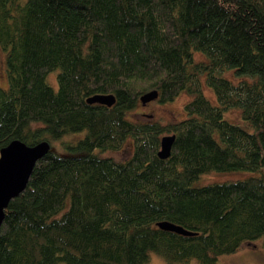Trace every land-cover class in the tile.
<instances>
[{"label":"trees","instance_id":"obj_1","mask_svg":"<svg viewBox=\"0 0 264 264\" xmlns=\"http://www.w3.org/2000/svg\"><path fill=\"white\" fill-rule=\"evenodd\" d=\"M0 62V149L48 146L3 209L0 264H149V252L217 264L258 238L264 249V0H0ZM149 92L158 103L185 92L184 116L130 117ZM108 94L110 106L86 102ZM126 140L127 159L101 154ZM236 170L248 174L193 185Z\"/></svg>","mask_w":264,"mask_h":264},{"label":"rangeland","instance_id":"obj_2","mask_svg":"<svg viewBox=\"0 0 264 264\" xmlns=\"http://www.w3.org/2000/svg\"><path fill=\"white\" fill-rule=\"evenodd\" d=\"M24 0H19V3ZM197 54V53H196ZM197 56V55H196ZM195 57V56H194ZM196 58V57H195ZM224 73H218L220 76L232 80L230 78L235 76L230 69H224ZM232 74H230V73ZM47 76L46 81L56 89L55 73ZM226 74V75H225ZM233 81V80H232ZM201 91L202 94L213 104L216 105V100L211 89H209L201 78ZM6 86L5 73L3 70L2 62H0V87ZM190 97L185 92H180L172 101L165 103H158L156 100L147 102L143 105L139 104L131 111L130 117L137 120H158L160 123H168L178 121L184 116L183 104L188 101ZM148 104V105H147ZM128 118V117H127ZM223 118L228 122L237 124L240 127H246V124L239 119L238 109H228L223 112ZM83 132L67 134L58 140H53L49 148L57 154H64L65 150L62 148L60 142L65 140L77 141L82 138ZM132 150L131 140H126L122 143L118 150L105 151L102 155L109 156L115 160H125L129 157ZM246 171H230V172H217L211 171L208 173L200 174L193 185L200 186L209 183L229 182L241 179L246 176ZM149 264H166L162 257L154 252L148 253ZM184 264H196L195 260L191 259ZM217 264H264V249L261 245V239H255L250 243L242 244L235 252L231 254H223L218 257Z\"/></svg>","mask_w":264,"mask_h":264},{"label":"water","instance_id":"obj_3","mask_svg":"<svg viewBox=\"0 0 264 264\" xmlns=\"http://www.w3.org/2000/svg\"><path fill=\"white\" fill-rule=\"evenodd\" d=\"M155 97V92H149L142 95L139 100L143 105ZM113 101L114 97L110 94L96 95L86 99L87 103L96 102L106 106H110ZM172 142L173 136L165 135L160 138V148L157 152L159 158L164 159L169 155ZM47 150L48 146L43 143L28 146L19 141H11L0 149V223L7 202L22 191L35 161ZM157 226L166 231L189 235V232L167 222H160Z\"/></svg>","mask_w":264,"mask_h":264},{"label":"bare ground","instance_id":"obj_4","mask_svg":"<svg viewBox=\"0 0 264 264\" xmlns=\"http://www.w3.org/2000/svg\"><path fill=\"white\" fill-rule=\"evenodd\" d=\"M148 105V104H147Z\"/></svg>","mask_w":264,"mask_h":264}]
</instances>
